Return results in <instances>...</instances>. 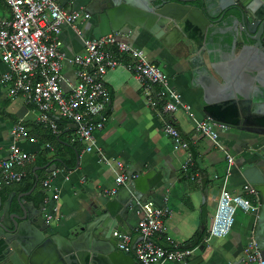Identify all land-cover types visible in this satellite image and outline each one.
I'll return each mask as SVG.
<instances>
[{"label":"crops","instance_id":"obj_1","mask_svg":"<svg viewBox=\"0 0 264 264\" xmlns=\"http://www.w3.org/2000/svg\"><path fill=\"white\" fill-rule=\"evenodd\" d=\"M91 1L58 0L67 11L83 9L86 12H90L88 5ZM10 19V8L4 0H0V21L7 22ZM79 27L84 35L90 38L89 19L79 24ZM228 29L229 24L222 23L214 32L208 30L198 45L194 44L188 48L176 42L174 34H165L162 37L159 28L153 30L156 35L145 29L138 31L129 27L119 31L122 40L143 49L148 59L165 73L170 86L181 93L193 118L182 109L157 116L146 103L142 88L131 71L121 66L109 69L102 78L111 99L109 119L104 129L97 132L95 137L97 147L110 165L97 151L86 152L81 142H74V124L65 120L60 143L66 147H69L70 143H76L79 147L78 151L74 149L78 154V163L73 170L58 166L62 161L60 154L66 158L69 156L68 150L51 140L48 128L36 121L37 112L24 103L21 96L8 95V86L2 82L1 76L9 72V68L0 59V162L8 154L11 127L23 117L26 132L25 137L18 141L20 147L25 151H33L35 158L45 157L47 164L56 165V170L52 172L43 170L39 185L36 186V190L45 191L43 215L45 218L52 217V226L57 229L74 225L80 222L87 212L98 209L106 198L114 197L116 193L111 195L107 191L114 185L115 176L120 171L115 164L119 161L123 164L122 172L125 175L127 171L135 169L134 178L146 173L150 174L149 179L158 178L161 187L148 201L171 208L172 215L164 222V236L171 237L173 247H184L202 233V207L206 206L207 233L198 242V245L203 246L185 263L164 264H244L243 249L251 239L257 241L256 229L259 236H264V222L259 226L257 216L252 212L238 209L230 231L225 236H211L206 242L203 239L208 235L209 223L216 208L223 178L228 175L226 188L229 194L243 197L247 195L243 189L244 182L235 171V163L251 149L258 148L263 152L264 137L249 131L240 133V137L248 138L247 141L235 140L232 135L235 132L232 129H219L220 144L234 156V164L228 174L225 153L222 150L221 153L211 152L210 147L215 149V145L208 139L198 138L194 131V120L208 119L202 110L205 99L213 101L229 93L245 92L248 98L257 99V104L264 113V62L258 61L254 52L243 51L241 44L232 47L231 39L226 38ZM159 37L163 38V42ZM60 38L62 49L67 55L83 53L82 40L69 27H63ZM62 75L72 82L76 80L75 68L72 65L65 64ZM62 87L67 90L65 83H62ZM166 122L174 124L186 139L190 140L200 159V163L194 159V163L198 165L196 171L199 173V179L190 180L182 173L181 167L186 159L192 158L191 153L188 149L177 148L163 135L162 128ZM251 138L258 139V143L254 144L255 139ZM75 161L77 162L76 155ZM30 164L26 165L25 170ZM200 164L207 175L208 193L204 200ZM215 175L218 177L214 178ZM48 177L51 181L49 186L45 187L43 181ZM126 183L127 180L124 185ZM11 193H14L15 203L16 196L22 193L20 185L14 183L0 187V202H4ZM32 196L36 206L42 202L36 199L35 192ZM254 197L255 200L261 201L259 195ZM140 214L137 204L135 211L127 219L130 233L127 230H115L117 236H113L120 243L125 236L128 238V245L132 240L134 244L141 240L135 230ZM162 243L169 246L163 241ZM134 259L136 264H139L138 259Z\"/></svg>","mask_w":264,"mask_h":264},{"label":"built area","instance_id":"obj_2","mask_svg":"<svg viewBox=\"0 0 264 264\" xmlns=\"http://www.w3.org/2000/svg\"><path fill=\"white\" fill-rule=\"evenodd\" d=\"M4 1L11 10V19L0 21V59L9 72L4 73L1 80L8 86V95L21 96L24 103L37 112L36 121L48 126L52 133H58V118L74 124L75 139L84 145V150L97 151L110 165L97 147L95 135L104 129L111 106L102 78L109 69L119 66L132 72L142 88L146 103L157 116L182 109L193 118L181 93L170 86L165 73L148 59L143 49L122 40L120 32H112L98 39L84 35L79 24L90 19V13L83 9L67 11L58 0ZM63 27L72 29L82 40V54L69 56L64 52L60 38ZM65 64L75 68L74 82L62 75ZM62 83L67 85V90ZM219 129H223V126L210 119L194 120L195 136L210 140L225 153L229 174L234 156L220 144ZM25 132L22 117L9 132L8 154L0 162V187L20 183L27 175L26 165L35 160L33 151H25L19 145L18 141L25 137ZM162 133L177 148L188 149L190 140L174 124L166 122ZM115 164L120 171L115 176L114 185L107 191L111 195L127 180V175L122 172L123 164L119 161ZM194 164V160L188 158L181 167L184 176L190 180L199 179L198 171L193 170ZM227 176L223 178L204 242L211 236H225L238 209L253 213L259 208L258 199L253 203L242 195L229 194ZM50 181L49 177L44 179L43 185L48 187ZM243 189L249 195L257 194L249 184H244ZM137 204L141 212L135 227L141 236V240L135 244L139 264L185 263L198 250V246L173 247L171 237L164 236V222L172 215L168 205L158 206L151 201ZM51 218L48 216L46 220L50 222ZM113 234L117 236L116 232ZM162 241L169 248L164 247ZM119 247L126 252L129 250L126 236ZM243 255L244 264H264L261 247L254 239L246 243Z\"/></svg>","mask_w":264,"mask_h":264},{"label":"water","instance_id":"obj_3","mask_svg":"<svg viewBox=\"0 0 264 264\" xmlns=\"http://www.w3.org/2000/svg\"><path fill=\"white\" fill-rule=\"evenodd\" d=\"M88 7L90 38L121 32L126 27L156 35L153 30L159 28L162 37L174 34L176 42L188 48L198 45L208 30L214 32L222 23H228L226 38L231 39V46L241 44L243 51L254 52L256 59L264 62V0H92ZM162 37L159 39L163 42ZM204 101L202 110L207 118L223 129H232L235 140L247 141V137L240 136L249 131L264 137V113L256 98L239 92ZM251 139L258 143V139ZM188 150L192 159L200 163L191 142ZM76 159L77 164V153ZM200 166L204 200L208 193L207 175ZM42 169L52 172L56 165L34 166L36 181L32 188L18 194L15 203L14 193L0 202V264H136L133 240L125 252L113 233L116 229L130 233L128 217L138 202L148 201L160 189L158 178L149 179V173L134 178L136 170L127 171V183L114 197L106 198L80 222L56 229L43 215L45 202L36 206L32 198L38 182L36 172ZM235 171L260 197L259 208L253 212L260 226L264 222V151L251 149L235 163ZM202 210L201 232L207 225L206 206ZM256 238L264 257V236H259L257 229ZM199 239L200 235L184 247L200 249L203 244L198 245Z\"/></svg>","mask_w":264,"mask_h":264},{"label":"trees","instance_id":"obj_4","mask_svg":"<svg viewBox=\"0 0 264 264\" xmlns=\"http://www.w3.org/2000/svg\"><path fill=\"white\" fill-rule=\"evenodd\" d=\"M65 122L66 121L64 119L57 120L58 133H52L51 129L45 125L49 130V136H50L51 140H54L55 142H57L58 145L61 147H66L60 143L62 140L61 131L63 130V128L65 126V124H64ZM39 124H42V123H39ZM42 125H44V124H42ZM36 127H38V126H36ZM73 141L76 142L77 140L74 138ZM77 142H79V141H77ZM66 149L68 150L69 156L65 158L63 156V154H60V158L62 159V161L60 163H58V166L64 167L66 170H73L76 166V161H75L76 153L74 152V149H77V151H78L79 147L76 146V143H70V146L66 147ZM47 162H48V160L45 157L38 156L35 158V160L30 164V166L26 170V172H27L26 177L20 183H17L20 185V191L21 192H27L28 190H30L36 181L34 174H33V171H32L33 167L34 166H44L47 164ZM197 167H198V165L195 163L193 170L196 171ZM43 170L44 169L38 170L36 172L38 175L37 186L39 185V181L42 178V173H44ZM45 174L51 175L52 173H49V174L45 173ZM34 192H35L37 200L43 201L45 199L46 194L42 193L41 190L38 191L35 188ZM245 197L248 198L251 202L255 203V197L254 196L247 194ZM206 233H207V231H206V229H204L203 232L200 234V238L205 236Z\"/></svg>","mask_w":264,"mask_h":264},{"label":"rangeland","instance_id":"obj_5","mask_svg":"<svg viewBox=\"0 0 264 264\" xmlns=\"http://www.w3.org/2000/svg\"><path fill=\"white\" fill-rule=\"evenodd\" d=\"M212 146V145H211ZM211 152H213V153H221L220 152V149L219 148H215V149H213V147H210V149H209ZM214 211H215V209H214ZM214 212H212V214H213Z\"/></svg>","mask_w":264,"mask_h":264},{"label":"bare ground","instance_id":"obj_6","mask_svg":"<svg viewBox=\"0 0 264 264\" xmlns=\"http://www.w3.org/2000/svg\"><path fill=\"white\" fill-rule=\"evenodd\" d=\"M9 7V6H8ZM89 13V12H88ZM117 32H119V31H117Z\"/></svg>","mask_w":264,"mask_h":264}]
</instances>
